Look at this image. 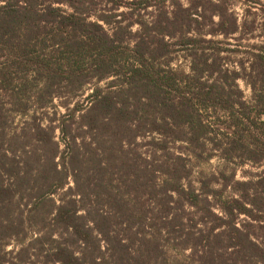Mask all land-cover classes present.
<instances>
[{
    "label": "trees",
    "instance_id": "trees-1",
    "mask_svg": "<svg viewBox=\"0 0 264 264\" xmlns=\"http://www.w3.org/2000/svg\"><path fill=\"white\" fill-rule=\"evenodd\" d=\"M248 163L264 0H0V264H264Z\"/></svg>",
    "mask_w": 264,
    "mask_h": 264
},
{
    "label": "rangeland",
    "instance_id": "rangeland-1",
    "mask_svg": "<svg viewBox=\"0 0 264 264\" xmlns=\"http://www.w3.org/2000/svg\"><path fill=\"white\" fill-rule=\"evenodd\" d=\"M181 1L184 2L185 4L188 3V0H181ZM237 11H238L239 14H241L243 12L242 8H240V7H237ZM258 35H259V31H256L253 34V36L250 35V34H249V36H241V37L238 36L239 38L237 36H235V37L230 38V41H232V43H233L232 47L239 46V47H241V49H246L247 47L245 48L243 45L257 44V43H260L263 40L262 38H259ZM232 54H234V53H232ZM232 57H234V56H232ZM178 60H179V63H182V65L184 67H186V68L189 67V62L186 59H184L183 57L178 58ZM230 60H233V58H230ZM242 86L244 87L243 83H242ZM244 88L246 89V95L249 98L250 95H251V91L249 89H247L246 87H244ZM89 91H90V89H89ZM60 111L64 112L65 109L62 107L60 109ZM59 134H60V132L58 131L57 135H59ZM215 162L216 161H214V163ZM263 170H264V163L260 164V165L253 164V163H248L247 165H245V166H243V167L238 169V178L244 179L246 177L245 175H247L246 173H249V171L257 173V172H261ZM253 230L254 229H249L250 232H252ZM256 232H257V234H256L257 237L259 239H261V241H262V239L264 238V228L263 229H256Z\"/></svg>",
    "mask_w": 264,
    "mask_h": 264
}]
</instances>
